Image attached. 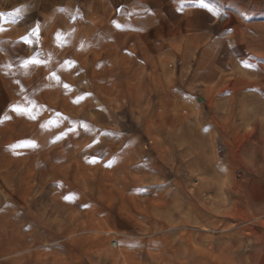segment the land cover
<instances>
[{
    "label": "rangeland",
    "instance_id": "rangeland-1",
    "mask_svg": "<svg viewBox=\"0 0 264 264\" xmlns=\"http://www.w3.org/2000/svg\"><path fill=\"white\" fill-rule=\"evenodd\" d=\"M0 28V264H264V0H0Z\"/></svg>",
    "mask_w": 264,
    "mask_h": 264
},
{
    "label": "snow or ice",
    "instance_id": "snow-or-ice-1",
    "mask_svg": "<svg viewBox=\"0 0 264 264\" xmlns=\"http://www.w3.org/2000/svg\"><path fill=\"white\" fill-rule=\"evenodd\" d=\"M0 31H3V29L2 28H0ZM31 35H36V28H33L32 30H31ZM22 43H27V40H24V41H22ZM26 64H27V61L25 62ZM32 63H36V61L35 60H33L32 61ZM31 103V102H30ZM15 111H19V108H16V109H14Z\"/></svg>",
    "mask_w": 264,
    "mask_h": 264
}]
</instances>
